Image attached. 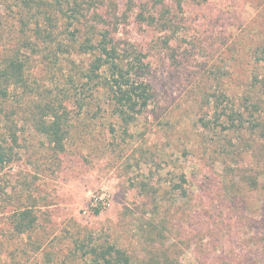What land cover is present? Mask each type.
Instances as JSON below:
<instances>
[{
    "label": "rangeland",
    "instance_id": "rangeland-1",
    "mask_svg": "<svg viewBox=\"0 0 264 264\" xmlns=\"http://www.w3.org/2000/svg\"><path fill=\"white\" fill-rule=\"evenodd\" d=\"M188 16L194 19L192 36L201 38L203 49L183 71L175 70L172 61L165 60L166 50L161 42L152 41L147 29L139 34L134 24L130 27L131 41H141L145 47L152 43L148 49V80L156 96L126 142L121 132L116 136L111 133L116 118L110 111L96 117L97 109L92 106L87 116L70 103L72 136L66 152L57 154L46 138L26 123L29 100L20 103L23 120L19 159L0 171V264H86L76 246L91 238L117 244L135 258L144 256L140 228L153 212L157 216L153 198L168 192V203L164 202L159 210L170 213L179 226L176 232L208 235V251L181 243L179 264H218L221 258L237 264L247 260L264 264V252L243 242L250 240L254 232L248 227L241 231L229 212L222 214L224 206L218 195L224 170L234 174L239 166L261 172L263 166L252 154H243L238 165L227 160L211 124L215 116L210 97L192 85V74L202 71L200 64L214 60L234 74L229 77L231 93L245 90L244 83L258 67L255 53L264 47V0H210L201 7H191ZM29 18L16 0H0V65L7 51L19 48L26 37L32 38L33 33H22L21 20ZM23 52L30 57V81L35 88L52 89L55 94L63 87L71 66L67 59L51 68L42 54H33L31 49ZM71 58L83 70L92 60L83 55ZM88 100L103 107L109 102L97 91ZM220 124L222 127L223 121ZM185 179L187 184H179ZM176 184L187 192H174ZM145 185L152 186L150 200L144 197ZM31 197L38 201V227L31 235L16 238L9 232L10 217L18 208L33 204ZM214 206L219 207L211 215L218 218L216 223L206 213L215 212ZM94 208H100L101 213L95 215ZM206 220L215 226L212 232L203 229L202 224L213 228ZM38 240L44 246L35 254L29 243Z\"/></svg>",
    "mask_w": 264,
    "mask_h": 264
},
{
    "label": "trees",
    "instance_id": "trees-1",
    "mask_svg": "<svg viewBox=\"0 0 264 264\" xmlns=\"http://www.w3.org/2000/svg\"><path fill=\"white\" fill-rule=\"evenodd\" d=\"M16 1L19 9L30 15L27 21L21 20L22 33L31 32L33 36L21 41L16 50L7 51L0 65V171L14 165L19 159L17 147L23 119L18 109L20 103L26 100L31 104L29 115L24 117L26 123L44 136L57 154L66 152L72 136L70 103L80 114L85 112L87 116H90L92 106L97 109L96 117L99 113L102 115L110 111L111 116L116 118L111 133L116 136L121 132L124 142L133 137V128L151 107L156 94L148 80L151 69L148 49L152 43L145 47L141 41H131V25L134 24L137 33H144L147 29L152 41L161 42V48L166 50L165 60L172 61L175 70L183 71L191 58L203 49L201 38L192 36L195 24L194 19L188 16V10L201 7L210 0ZM24 49H31L33 54H42L51 68L60 66L67 59L71 65L69 74L65 76L63 87L57 89L55 94L52 89L40 91V86L35 88L31 83L30 57L25 55ZM76 55L92 57L84 70L71 58ZM255 56L258 67L251 71V78L244 83L246 88L242 92H230L229 77L234 74L214 60L200 64L202 71L192 74V85L193 88H200L206 98L210 97L209 103L215 116L211 124L216 132L217 144L227 160L238 165L243 154H252L262 164L263 171L264 47L257 49ZM93 91L106 96L109 101L107 106L88 100ZM262 171L253 172L239 166L234 174L224 170L225 178H221L223 187L218 190V195L224 206L222 214L229 212L241 231L248 227L254 232L250 240L243 242L264 252ZM185 183L186 179L179 181L181 185ZM179 184L174 185V192L179 195L180 191L187 192ZM151 187H145L144 197L147 200L152 198ZM207 191H210V187ZM168 193L161 197L157 194V198H153L152 205L157 208V216L153 212L151 219L143 222L140 228L146 248L144 256L135 258L117 244L100 243L92 238L78 244L76 252H80L86 264H179L181 243L189 247L197 245V250L208 251L207 234L182 235L176 232L179 226L171 219L170 213L160 212V206L168 203ZM30 200L33 204L18 208L10 217L9 232L16 238L31 235L38 227V201L34 197ZM213 210L215 212L208 210L206 213L216 223L218 218L211 215L216 214L219 207L214 206ZM92 211L95 215L101 213L100 208ZM205 223L213 225L208 220ZM202 227L206 232L215 229L214 225L212 229L203 224ZM29 245L38 254L44 243L38 240ZM221 259L217 260L218 264H237L234 260ZM244 264H250V260Z\"/></svg>",
    "mask_w": 264,
    "mask_h": 264
}]
</instances>
